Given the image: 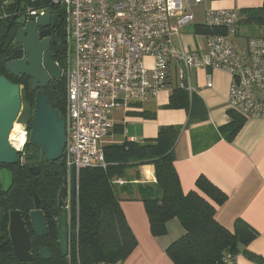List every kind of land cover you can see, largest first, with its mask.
<instances>
[{
  "label": "trees",
  "instance_id": "obj_1",
  "mask_svg": "<svg viewBox=\"0 0 264 264\" xmlns=\"http://www.w3.org/2000/svg\"><path fill=\"white\" fill-rule=\"evenodd\" d=\"M29 4L44 7L50 4V0L39 3L20 0V12L24 13ZM53 8L56 20L61 21L62 31H65L64 12L60 11V6L55 5ZM16 9L17 0H0V11L9 14V17L2 21L8 24ZM240 14L242 19L239 21V27L241 23H248L257 28L264 27V2L260 7L244 8ZM194 30L198 33L225 32L223 29H207L200 24H196ZM63 49L64 45L61 56ZM1 74L6 75L12 82L23 85L20 116L31 134L36 105V92L31 88V78L15 77L0 64ZM46 93L50 105L57 109L61 116H66L64 77L48 86ZM169 106L189 110L190 121H203L208 117L202 99L197 94L190 95L181 88L173 90ZM229 113L231 118L225 125L215 130L210 128L212 142L200 145L202 142L194 138L195 150H203L220 139L232 140L236 136L247 116L232 109ZM180 132V126L168 125L162 126L153 139L106 144L107 166L81 170L73 218L76 232L74 231L69 241L71 247L67 256L61 253L57 231V218L63 211L57 204L58 191L67 177L65 159L63 157L56 161L47 160L41 148L31 142L30 135L17 164H0V167H8L12 171L9 187L5 189L0 184V264H122L137 247L138 239L122 209L117 192L119 183L116 180L124 179L130 168L146 163L154 164L156 170V182L139 185L152 234H167V223L173 218H178L185 228V233L173 241L166 251L175 264H228L225 257H237L242 250L250 259L262 262L260 256L247 248L257 235L253 227L239 218L231 231L216 219L217 206L226 201V193L206 176L198 178V190L187 193L183 191L175 167V146ZM21 157H24L23 161ZM33 166H39L38 174L30 171ZM35 195L40 198V209L47 221L48 234L44 237L34 233L30 221V212L35 209ZM12 210L21 211L31 234V261H19L15 255L9 233ZM41 247H47L51 251V259L41 257Z\"/></svg>",
  "mask_w": 264,
  "mask_h": 264
},
{
  "label": "built area",
  "instance_id": "obj_2",
  "mask_svg": "<svg viewBox=\"0 0 264 264\" xmlns=\"http://www.w3.org/2000/svg\"><path fill=\"white\" fill-rule=\"evenodd\" d=\"M208 2L50 0L45 5L64 8L60 65H64L66 76L63 157L68 177L75 169L78 183L83 168L107 166L105 145L114 126V110L156 99L164 90L181 88L190 95L196 93L198 88L192 81L195 69H206L208 87L213 86V70L229 72L233 77L231 108L247 117L264 118V36L249 37L247 51L241 52L232 39L239 30V10L216 8ZM201 6L203 16L199 19ZM24 11L27 20H36L47 10L27 6ZM8 17L0 11V22ZM196 24L225 32L195 31L201 44L190 48L184 37ZM22 129L24 142L16 146L19 155L30 136L28 128ZM225 260L237 264L236 256L227 255Z\"/></svg>",
  "mask_w": 264,
  "mask_h": 264
},
{
  "label": "crops",
  "instance_id": "obj_3",
  "mask_svg": "<svg viewBox=\"0 0 264 264\" xmlns=\"http://www.w3.org/2000/svg\"><path fill=\"white\" fill-rule=\"evenodd\" d=\"M263 2L209 0L208 5L236 9L241 13L242 9L260 7ZM202 11L203 6L200 8L199 19L203 16ZM245 24L241 23L238 33L232 36L243 53L247 51L249 37L264 36V27L251 33ZM243 25L246 29H243ZM184 43L190 48L201 44L200 40L192 38L189 33L185 35ZM206 74L204 68L195 69L192 81L198 88L194 94L206 106L207 119L190 121L189 110L169 106L173 91H162L158 99H151L148 104L134 103L130 109L114 110V126L106 144L153 139L162 126H180L181 132L175 146V167L183 191L187 193L198 190V178L206 176L226 193V201L217 206L216 219L231 231L237 219H244L257 233L247 248L262 259V262L250 259L242 250L237 254V264H264V118L247 117L232 140L220 139L208 148L195 150L194 138L202 142L200 145L212 142L210 128L215 130L225 125L231 118L230 109L236 111L229 104L232 75L226 70L215 69L212 71L213 86L208 87ZM122 180L123 183L117 184V192L127 221L138 239L137 247L122 264H175L166 251L173 241L185 233V228L178 218H173L167 223V234L154 236L139 191L140 184L156 182L155 165L146 163L132 167Z\"/></svg>",
  "mask_w": 264,
  "mask_h": 264
},
{
  "label": "water",
  "instance_id": "obj_4",
  "mask_svg": "<svg viewBox=\"0 0 264 264\" xmlns=\"http://www.w3.org/2000/svg\"><path fill=\"white\" fill-rule=\"evenodd\" d=\"M38 3L41 0H31ZM20 13V0H17V9L11 18L8 28ZM27 17V14H24ZM53 12L47 10L35 21H23L16 36V42L22 44V50L12 56V61L6 65L7 70L14 76L27 74L32 78L31 88L36 91L35 117L31 129V142L40 147L49 161L63 158L66 148V117L53 108L45 91V87L52 78L62 77L61 68L54 63L49 53L44 50L45 41L38 38V28L49 25ZM28 18V17H27ZM43 35V32H41ZM27 55L23 59L24 55ZM23 85L12 82L6 75H0V164L14 165L18 163L19 149L11 142V133L22 111ZM33 174L40 172L39 166L30 168ZM77 192L76 171H71V184L65 178L58 191L57 204L63 208L57 218V231L60 250L63 256L69 252V220L74 218L75 197ZM70 194V195H69ZM69 200L72 212L69 214ZM70 215V216H69ZM30 221L34 233L39 237L48 234L47 221L44 212L40 209V198L35 195V209L30 212ZM9 233L15 255L19 261L33 260L31 253V234L26 227L20 210L10 212ZM43 259L52 258L47 247L40 248Z\"/></svg>",
  "mask_w": 264,
  "mask_h": 264
},
{
  "label": "flooded vegetation",
  "instance_id": "obj_5",
  "mask_svg": "<svg viewBox=\"0 0 264 264\" xmlns=\"http://www.w3.org/2000/svg\"><path fill=\"white\" fill-rule=\"evenodd\" d=\"M46 10H51L53 12L52 21L49 25L40 26L38 28V33H39L38 38L40 41L46 42V47L44 50H46L49 53L54 63L58 64V66L62 70V66L60 65V63L62 60L61 51L64 45L63 35L65 34V31H62V27L60 23L61 21L58 22L56 20V15H55L56 13L54 12L55 9L53 8V6H47ZM23 21H35V20L34 19L27 20V17H25L24 13L20 12L9 28H8L9 23L6 24L5 21L0 22V64L3 65L5 68L7 63L13 60L12 56L22 50V44L16 42V36L19 29L23 27L22 26ZM41 32H43V35L41 34ZM26 57L27 55L25 54L23 56V59ZM7 72L9 71L7 70ZM21 76L25 77L29 75L22 74L20 75V77ZM56 80H57L56 78H52L51 81L47 83L45 87V91L48 89V86H50Z\"/></svg>",
  "mask_w": 264,
  "mask_h": 264
},
{
  "label": "rangeland",
  "instance_id": "obj_6",
  "mask_svg": "<svg viewBox=\"0 0 264 264\" xmlns=\"http://www.w3.org/2000/svg\"><path fill=\"white\" fill-rule=\"evenodd\" d=\"M212 1V0H211ZM28 6H38V5H28ZM43 8H47V6H44ZM201 8V7H200ZM64 9V8H63ZM63 9L62 10H60V11H63ZM56 15V14H55ZM248 28H250V31L249 32H251V33H253V32H255V30H257V27L256 26H254V25H250V24H248V23H246L245 24ZM245 25H243L244 27H243V29H246V26ZM188 32H189V34L192 36V38H196V39H198L195 35H194V33H195V30L193 29V32H192V28H190L189 30H188ZM188 34V33H187ZM189 36V35H188ZM62 67H63V75H62V77H64V81H65V85H66V76H65V69H64V65H62ZM61 77V78H62ZM165 91V90H164ZM166 92V91H165ZM162 95V94H161ZM160 95V96H161ZM159 98V97H158ZM157 98V99H158ZM139 103H142L143 105H145V104H148L149 103V100L148 101H144V102H139ZM120 114V113H119ZM124 114H126V113H124ZM21 116H22V114H20ZM21 116H20V118L17 120V123L22 127V128H27L26 127V125L24 124V122H22V119H21ZM66 178H68V180H69V185L71 184V177H68V175H67V177ZM77 181V180H76ZM11 182H12V171H11V169L10 168H8V167H0V184L2 185V187L3 188H8L9 187V185L11 184ZM78 190H79V181H78V183H77V192H76V198H78V195H77V193H78ZM70 195V194H69ZM70 200H69V207H68V210H69V214L72 212V209H71V206H70ZM70 216V215H69ZM74 226H75V223H74V221H73V219L72 218H70V220H69V241H70V239H71V237L73 236V233H74V231L76 232V227L74 228ZM69 247H71V246H69ZM69 252H70V250H69ZM69 252H68V255H69Z\"/></svg>",
  "mask_w": 264,
  "mask_h": 264
},
{
  "label": "bare ground",
  "instance_id": "obj_7",
  "mask_svg": "<svg viewBox=\"0 0 264 264\" xmlns=\"http://www.w3.org/2000/svg\"><path fill=\"white\" fill-rule=\"evenodd\" d=\"M11 140L15 146H20L24 142V135L22 127L16 123L11 133Z\"/></svg>",
  "mask_w": 264,
  "mask_h": 264
}]
</instances>
